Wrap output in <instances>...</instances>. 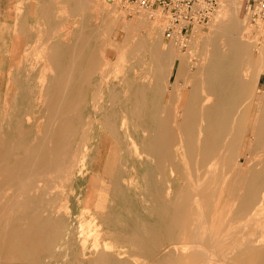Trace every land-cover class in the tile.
<instances>
[{
	"label": "bare ground",
	"instance_id": "obj_1",
	"mask_svg": "<svg viewBox=\"0 0 264 264\" xmlns=\"http://www.w3.org/2000/svg\"><path fill=\"white\" fill-rule=\"evenodd\" d=\"M220 1V21L215 28L227 37L224 45H238L242 59L231 72L247 96L250 76L261 84L264 43L262 52L255 54L258 38L254 40L248 31V14L241 17L242 0ZM78 2L88 14L82 15L72 36L58 29L53 17L56 8L49 0L35 6L26 2V10L19 15L16 10L12 32L9 20L13 3L0 0V94L5 86L0 97V106L5 107V112H0V264H264V224L259 225L255 236L247 224L251 195L237 204L228 199L224 183L209 179L223 172L218 168L220 161L207 169V176L204 168H191V173L196 174L195 185L186 186L176 176L175 169L180 171L183 159L176 160L175 156L193 155L199 144L196 137L206 142L209 130L205 127L209 114L205 99L193 101L195 112L178 110L181 103L191 106L187 97L172 98L174 89L167 90L176 57L180 59L181 73L190 67H186L187 51L180 54L172 46L162 51L156 43V37L162 36L158 25L149 23L143 35L126 21L127 37H123L120 47L142 48L144 56L151 58L155 74L131 72L132 66L138 65L134 63L127 68V76L115 85L107 78L108 66L102 65L109 52L99 41V34L102 27L111 31L125 11L117 13L114 0ZM99 2L100 11L91 9ZM153 14L162 17L160 10ZM42 16L46 20L43 26ZM138 16L137 24L141 26L145 18L143 13ZM217 49L209 57L202 48L206 56L199 54L197 71L207 72L209 63L221 66ZM118 60L115 66L120 64ZM104 86L111 89L104 97L106 101L89 104L88 95ZM247 104L238 117V128L231 133L229 111H219L220 115L224 113V133L219 135L224 138V163H228L224 171L239 173L243 184L260 179L264 173V147L260 148L264 146V89ZM95 122L105 124L125 145L127 153L137 150L136 163L146 171L147 188L157 202L148 210L155 222L133 221L116 230L112 227L115 220L112 221L111 205L102 220L93 218L87 224L80 220L75 231L66 223L60 208L56 209L57 194L51 195L53 183L87 170L93 148L90 141L98 136L89 137L87 126ZM84 126L87 128L80 130ZM74 137L80 142L73 149ZM108 144L95 142V147ZM99 165L94 163L91 169L95 171ZM117 170L125 172L121 167ZM155 175H160L166 184L160 185ZM111 186L133 189L131 180L124 176L114 179ZM129 204L132 205L125 201L122 206ZM25 232L31 237L23 236ZM92 232L94 242L89 245L88 234ZM9 236L12 237L7 239ZM75 240L79 245L68 253L67 245ZM139 254L145 258H137ZM42 256L49 261L42 260Z\"/></svg>",
	"mask_w": 264,
	"mask_h": 264
},
{
	"label": "rangeland",
	"instance_id": "obj_2",
	"mask_svg": "<svg viewBox=\"0 0 264 264\" xmlns=\"http://www.w3.org/2000/svg\"><path fill=\"white\" fill-rule=\"evenodd\" d=\"M10 1H12L13 6L10 8L11 18L9 20V25L12 32H14V17L16 15V10H18L17 14L19 15L26 10V2H31L35 6L37 2L41 3L42 0ZM244 1L245 0H242V7L240 11L242 18L247 16ZM49 3H51L56 8L53 13V17L59 25L58 29L68 31L70 35L74 36V29L80 24L79 22L82 15H86L88 12L82 9L78 0L77 3H72L70 0H49ZM114 3L117 13L121 12V14H124L125 11L124 17L122 16L118 20V23L113 25L114 27H112L111 31H106L102 27V31L99 34V41L107 46L109 52L106 62H108L110 66L105 61L102 64L104 68L105 66H108L106 70L104 69L106 72H108L107 78L111 83L115 85L118 84V81L124 79L127 76V68L134 63L138 65L132 66L133 69H131V72L140 74V72L143 73L147 71H153L155 74V67L151 62V58L144 56V51L142 48L137 47L136 49L135 45H131L130 47L127 45L126 47V44V48L120 47L123 44V37L124 40L125 37H127L126 32L128 30L127 26L129 23L131 26H133V28H137L139 33L143 35L147 34L146 29L148 24L154 23L162 29V31L157 29L158 32L162 34V36L160 37L157 35L158 38L156 37V43L159 48H162H160L162 51L171 48V46L175 52L180 54H183L185 51H187L188 56H186V67H190L186 72L181 73L179 71L180 59L179 57H176L173 73L168 79L167 90L170 92L172 89H174L172 91V98L181 97L182 95L187 97V104L191 106L185 107V104L183 105V103H181V105L177 107L178 110L185 109L193 112L195 110V106L192 105L193 101L199 98L200 100L205 99L206 108L209 112V114L206 116L207 123L205 127H208L209 130L206 131L208 137L205 140L206 142H204V139L201 140V138L196 137V140H198L199 144H197V150H195L193 155L182 156L179 154L175 156L176 160L183 159L180 171L175 169L176 176H178L179 181L186 186H191L192 184L195 185L197 183L195 180L196 174L191 173V168L200 166L201 168H204V174L207 176L209 174L207 169L215 167V161H220L218 168L222 169L223 172L221 174L216 173L214 174V178L209 179H213L216 184L224 183L225 186L222 188L226 192L228 199L237 204L244 203L246 196L251 195L252 199L250 200L251 203L246 210V217L248 220V229L255 236L259 231V225L264 224V173L261 174L260 179L258 177L259 180L256 179L254 181V179H251L248 184H243L241 175L239 173L234 172L229 174L228 171H224L228 168V163H224V138H219V135L224 133V113H221V115L219 113L224 110L229 111L230 124L228 125L230 133L233 132L234 129L238 128L241 119L238 117L242 115V111L246 108V106H248L247 102H254V98L260 93V89H264V74L261 78V84L254 77L250 76L248 81L249 93L247 96H244V94L241 92L242 89H240V84L237 78L233 76L231 72L233 71L234 67L236 70V64L242 59V55L238 50V45L236 44L232 47H227V43L224 45L225 39H227V37L224 35L222 30L215 28L216 24L218 25L220 21V17L218 15L221 9V1L219 0L217 10L210 21L206 25H200L194 29L192 40L190 42L192 43L190 47L191 50H186L185 48L180 49V51L179 47L169 42V40L165 37L162 21L163 18L161 16L159 17V15L157 16L155 14H151L150 11L137 7H127L123 4L122 0H114ZM99 5L100 2L91 9L96 8L97 11H100ZM109 6L110 5H107V7ZM140 13H143L145 20L141 26H138L137 21L139 17L138 15ZM44 21L46 20L42 16L40 18V23L42 26L45 25ZM126 21L128 24H125ZM248 21L249 22L247 26L249 33H251V36L254 40L255 38H258L255 44L256 48L254 47V53H258L257 55H259L262 52H260V50L263 49L261 48V44L264 43V27L262 26L263 29H261L262 24H255L251 19H248ZM255 34L257 36H254ZM106 39L107 42L105 41ZM116 43L119 45L116 46ZM202 48H205L206 52H208L207 56L209 57L214 56L216 53V48H219L217 50H219V53L222 57V62H220L221 66L215 67V64L209 63L207 65V68L209 69L207 72L200 73L197 71L195 64L198 63V59L200 57L199 54L204 52ZM119 50L121 52L123 50L122 54L119 52ZM226 54L230 56L228 57ZM203 55L206 56L205 53H203ZM116 57L117 60L120 58L118 63L121 61L118 66H115V63L117 62ZM236 57H238V59ZM109 60H112V64L113 60H115L113 66ZM194 73L195 75H192ZM249 74H252V66L249 67ZM160 78H162V76H160ZM4 87L1 91L2 93L4 92ZM110 91V87L104 86L101 91H97L96 93L91 92L88 95L87 100L89 104L94 103V101H98V103L102 104L104 101H106L104 97L108 96ZM2 93L0 94V97H2ZM119 96L120 98L123 96L122 91L119 92ZM218 97H222V99ZM0 112H5V107L0 106ZM129 117L132 119V115H129ZM87 127L89 128V131L87 132L89 137L92 138L93 135H98L95 139H91L90 141L93 148L91 149L90 155L88 156V161L86 164L87 170H85L83 174L75 175L73 178H64L63 180L56 181V183H53L54 187L51 189V195L57 194V202L55 204L56 209L60 208L61 215L64 217L66 223L70 224V226H72L73 229L77 231L80 220H83L86 222V224L93 218H96V221H100L102 220V215H105L108 212L110 209L109 206L111 205L113 206L111 215L112 221L115 220L112 224V227H115L116 230L118 228L123 229L129 224H132L133 221H138L137 223L140 221L142 223L155 222L156 219L151 218L148 215V210L154 205V203L157 202L154 201V197H151L150 190L147 188L148 177L146 175V171L144 170L143 166L136 163L137 150L132 149L127 153L125 145L119 142V139L114 135V133L106 129L105 124L101 125L95 122L88 125ZM87 127H81L80 130L86 129ZM107 141L110 144L106 146L102 145L101 147L97 145V147H95V142L97 144H101ZM79 142L80 139H78V137H74L73 149L78 145L77 143ZM263 147V145H260V148ZM94 163L100 164L98 168L95 167L98 170L96 169L94 171L91 169V166H93ZM118 167L124 169L125 172L122 174L118 173ZM187 170H189V172H187ZM221 175L222 177L220 178ZM122 176H124L126 180H131L133 187L132 190L129 187L120 190L119 188H114L111 186V183L114 179L118 178L120 180ZM155 178L157 181L161 180L160 185L166 184V181H163L160 175H155ZM125 201L126 203L130 201L132 205L129 204L126 207L122 206ZM218 208L220 209L221 207ZM26 233L27 232L23 233V236H28L30 238L31 234ZM94 236L95 234L93 232L92 234H88L89 245L94 242ZM11 237L12 236H9L7 239ZM7 242L9 243V240H7ZM78 245L79 241L75 240L72 244L67 245L69 250L66 251L69 253L72 251V249L77 248L75 246ZM7 246L10 247V244H7ZM136 257H142L141 259H144L145 255L139 254L136 255ZM41 259L44 261H49L48 257L46 256H42ZM6 264L25 263L16 261L14 263L10 262Z\"/></svg>",
	"mask_w": 264,
	"mask_h": 264
},
{
	"label": "built area",
	"instance_id": "obj_3",
	"mask_svg": "<svg viewBox=\"0 0 264 264\" xmlns=\"http://www.w3.org/2000/svg\"><path fill=\"white\" fill-rule=\"evenodd\" d=\"M127 7L160 10L164 35L179 49H187L194 29L206 25L215 13L219 0H122ZM245 10L255 24H264V0H245Z\"/></svg>",
	"mask_w": 264,
	"mask_h": 264
}]
</instances>
